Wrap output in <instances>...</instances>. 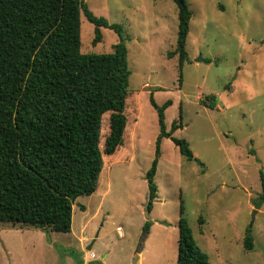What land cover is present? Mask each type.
Segmentation results:
<instances>
[{"label":"rangeland","instance_id":"374dc122","mask_svg":"<svg viewBox=\"0 0 264 264\" xmlns=\"http://www.w3.org/2000/svg\"><path fill=\"white\" fill-rule=\"evenodd\" d=\"M85 1L94 14L123 28L130 69L123 144L103 152L97 190L74 204L72 233L0 222V264H82L81 235L85 252L96 255L91 264L104 256L118 264L134 251H141L143 264H177L181 202L211 264H264V203L254 205L264 176V0H187L192 16L182 67L178 54L168 56L178 35L173 0ZM100 29L102 38L93 43L95 26L81 13V52L113 51L120 36ZM212 95L215 106L205 105ZM151 96L159 105L172 101L165 109L168 130L182 110L183 126L173 134L189 142L194 157L187 159L163 138L158 197L148 212L145 176L160 130ZM108 133L106 113L102 151ZM146 221L149 233L138 248ZM247 229L250 250L244 246Z\"/></svg>","mask_w":264,"mask_h":264},{"label":"trees","instance_id":"16d2710c","mask_svg":"<svg viewBox=\"0 0 264 264\" xmlns=\"http://www.w3.org/2000/svg\"><path fill=\"white\" fill-rule=\"evenodd\" d=\"M178 8V35L174 51L182 67L188 60L185 42L191 10L187 0H173ZM81 13L94 24L93 43L101 27L120 36L112 52H81ZM123 28L97 16L85 0H0V222L13 226L70 232L73 204L93 194L104 165L103 152L114 153L123 144L124 113L130 69ZM181 76V74H180ZM205 105L214 107L216 97ZM158 112L159 133L155 157L146 172L150 212L158 197L155 174L163 138L169 137L187 159L194 157L189 142L174 136L183 126L182 110L165 124V109L151 96ZM109 113V133L100 147L101 124ZM263 192L254 201L264 203ZM178 220L177 264H211L197 244L181 202ZM200 223L203 218L200 217ZM146 221L138 248L150 229ZM247 229L244 246L253 248Z\"/></svg>","mask_w":264,"mask_h":264},{"label":"crops","instance_id":"0c3cea01","mask_svg":"<svg viewBox=\"0 0 264 264\" xmlns=\"http://www.w3.org/2000/svg\"><path fill=\"white\" fill-rule=\"evenodd\" d=\"M79 198V197H78ZM77 198V199H78ZM77 199H76V201H77ZM75 201V202H76ZM77 203H79V202H77ZM75 204V203H74ZM74 204H73V213H72V228H71V233H72V230H73V221H74ZM85 219V218H84ZM81 222H83V220H81ZM118 228V227H117ZM83 230V229H82ZM178 236H179V231H178ZM85 236H80V238H79V244L77 245V248H78V252H79V254H80V261H81V263L82 264H91V263H93V262H95V261H97V260H93V258H95L96 257V255H95V253L94 252H91V253H88V252H85V248H84V245H83V243H84V240H85ZM95 243H96V239L94 240V242H93V244H92V247L95 245ZM91 247V248H92ZM141 251H134V252H132V254L131 255H128L127 257H125V259L123 260V261H121L120 263H118V264H131V258H132V256H133V254H135V256H137L138 257V264H143V259H144V257L141 255V253H140ZM140 255V256H139ZM98 262H100V261H98ZM101 264H111L110 262L108 263L107 261H106V257L104 256V257H102V261H101Z\"/></svg>","mask_w":264,"mask_h":264},{"label":"water","instance_id":"95a60500","mask_svg":"<svg viewBox=\"0 0 264 264\" xmlns=\"http://www.w3.org/2000/svg\"><path fill=\"white\" fill-rule=\"evenodd\" d=\"M196 60H197V61H198V60H202V57H199V58H197ZM256 211H257V210L255 209V212H256ZM255 212H254V214H255ZM254 216H255V215H253V218H254ZM97 236H98V233L96 234V237H97ZM94 240H95V239H93V240L91 241V243L87 246V249H91ZM131 264H138V257H137V256L134 257V259H133V261H132Z\"/></svg>","mask_w":264,"mask_h":264},{"label":"built area","instance_id":"2783aa9c","mask_svg":"<svg viewBox=\"0 0 264 264\" xmlns=\"http://www.w3.org/2000/svg\"><path fill=\"white\" fill-rule=\"evenodd\" d=\"M117 230H119V231H120V230H122V229H121V227H120V226H118Z\"/></svg>","mask_w":264,"mask_h":264}]
</instances>
